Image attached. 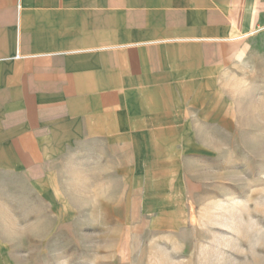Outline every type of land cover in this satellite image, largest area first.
Returning a JSON list of instances; mask_svg holds the SVG:
<instances>
[{
  "label": "crops",
  "instance_id": "1",
  "mask_svg": "<svg viewBox=\"0 0 264 264\" xmlns=\"http://www.w3.org/2000/svg\"><path fill=\"white\" fill-rule=\"evenodd\" d=\"M263 7L0 0V186L21 178L35 198L68 200L70 167L100 170V200L182 191L212 151L214 114L228 120L218 90Z\"/></svg>",
  "mask_w": 264,
  "mask_h": 264
},
{
  "label": "rangeland",
  "instance_id": "2",
  "mask_svg": "<svg viewBox=\"0 0 264 264\" xmlns=\"http://www.w3.org/2000/svg\"><path fill=\"white\" fill-rule=\"evenodd\" d=\"M244 45L218 90L228 120L214 114L212 151L182 191L100 200V170L70 167L68 200L35 198L21 178L1 185L0 264H264V7Z\"/></svg>",
  "mask_w": 264,
  "mask_h": 264
}]
</instances>
